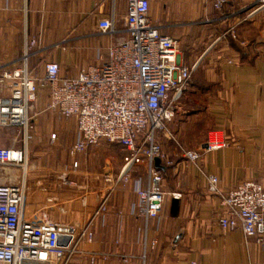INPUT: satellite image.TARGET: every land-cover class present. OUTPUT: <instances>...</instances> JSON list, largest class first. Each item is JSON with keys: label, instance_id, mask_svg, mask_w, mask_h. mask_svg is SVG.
Instances as JSON below:
<instances>
[{"label": "crops", "instance_id": "0c3cea01", "mask_svg": "<svg viewBox=\"0 0 264 264\" xmlns=\"http://www.w3.org/2000/svg\"><path fill=\"white\" fill-rule=\"evenodd\" d=\"M150 1L153 21L162 33L179 40L181 60L195 67L179 117L169 125L178 145L160 137L173 163L159 167L166 192L161 217L139 216L132 186L115 188L123 168L121 147L103 142L97 147L102 154L93 153L94 148L76 159L70 156L77 122L48 110L46 91L34 106L33 132L23 145L29 161L26 204L56 221L75 222L81 237L74 255L95 264H264V244L240 230L219 227L229 209L224 200H253L264 193V56L251 48L241 53L227 37L217 35L236 15L231 7L223 17L202 0ZM258 1L232 2L244 6L237 10L241 13ZM248 12L241 18L244 28L238 38L249 40L248 34H256L263 49L264 6ZM112 15L115 32L101 34L99 20ZM126 16L127 0H0V94H7L11 85L4 74L22 68L25 57L31 71L44 73L45 64L54 62L67 77L99 65L98 50L129 38ZM207 28L216 34L209 44L204 43ZM212 131L226 136L227 148L205 153L198 165L183 158L182 151L203 150ZM54 132L59 133L58 143L50 141ZM4 136L0 131V148L21 147ZM198 137L200 141L192 140ZM39 146H46L43 153L36 150ZM63 146L70 160L56 168L55 148ZM144 173L134 168L127 175ZM210 176L219 180L217 194L208 189Z\"/></svg>", "mask_w": 264, "mask_h": 264}, {"label": "built area", "instance_id": "2783aa9c", "mask_svg": "<svg viewBox=\"0 0 264 264\" xmlns=\"http://www.w3.org/2000/svg\"><path fill=\"white\" fill-rule=\"evenodd\" d=\"M202 1L221 12L231 0ZM261 2L264 6V0ZM150 10V0H127L129 38L98 50L99 65L67 77L54 62L45 64L44 73L31 71L25 57L22 68L4 74L3 78L11 85L7 94H0V128L22 127L25 141L33 129L30 122L34 106L46 91L50 99L48 110L77 122V139L70 149L73 159L103 142L121 147L123 168L115 188L132 186L135 212L147 220L158 219L163 213L166 192L163 172L156 166V160L166 166L173 163L160 137L178 145L169 125L179 114V101L195 70L181 60L179 40L162 33ZM98 23L101 34L115 32L113 15ZM227 34L237 38L234 29ZM56 138L53 135V140ZM228 145L222 132L212 131L203 150H185L182 156L198 165L205 153ZM4 167L20 172V176L12 171L0 176V264H68L81 237L77 224L56 221L44 210L28 208L29 161L25 148H0V172ZM73 167L78 168L77 161ZM134 168L145 173L128 176ZM218 183L216 176L208 178L211 193L219 192ZM253 197V200L241 196L224 200L229 209L220 218L219 227L225 232L240 230L245 237L256 238L262 245L264 193Z\"/></svg>", "mask_w": 264, "mask_h": 264}, {"label": "rangeland", "instance_id": "374dc122", "mask_svg": "<svg viewBox=\"0 0 264 264\" xmlns=\"http://www.w3.org/2000/svg\"><path fill=\"white\" fill-rule=\"evenodd\" d=\"M233 0H231V2H229L230 4V6L227 4L225 7H224V9L221 11V12H217V11H215L214 13L216 14V16H221V15H223V17L225 16H227V11H228V7H231L230 8V10L231 9H233V10H231V11H236V13H234V14H236V15H234L232 18H230L229 20H227L225 23H224V26H223V29H220V28H218V32H217V35H222L223 34V36L224 37H227V39L231 42V44H233V46L234 47H236L237 48V50L239 49V50H244V49H246V50H248V49H250L253 53H257V54H261L262 56H264V48L263 49H261L259 46H258V44H257V37H256V34H248L249 35V40H244V39H241L240 37L238 38V32H239V30L240 29H242V28H244V26H242L244 23H243V20L241 19L242 17H246L247 16V14L249 13L248 11H251V10H253V9H256V8H259V7H261L262 5H263V3L261 2V0H259L255 5H254V7H252V8H250V9H246L244 12L242 11L241 13L240 12H238L241 8H243L244 6H242V7H240V6H238L237 5V2H236V4H233V2H232ZM240 5V4H239ZM233 6H234V8H233ZM236 7V8H235ZM238 10V11H237ZM235 16H240V19H237V20H234L233 18L235 17ZM209 24H211V23H209ZM208 24V25H209ZM231 29H234L235 30V32H236V35H237V38L236 39H234V38H232L231 36H229V37H231L232 38V40L228 37V34H227V32L229 31V30H231ZM204 37H205V44L206 43H211V40H213L214 38H215V36H216V34L215 33H213L212 32V30H210L209 28H207V30H205V32H204ZM240 36V35H239ZM261 43V42H260ZM253 49V50H252ZM245 50V51H246ZM189 88V87H188ZM184 93H186V92H184ZM183 96H184V94H183ZM181 101V100H180ZM179 101V103H181ZM179 117V116H178ZM181 117V116H180ZM182 118V117H181ZM176 124V123H175ZM31 125H33V122H30V126ZM194 126V125H193ZM33 127V126H32ZM0 131H2L4 134H5V139H6V141L7 142H9V143H13L14 141H15V139L16 140H18V145H21V147H19V148H17V149H21V148H23V145H24V141H25V135H24V129L22 128V127H7V128H3V130L0 128ZM12 131H14V134H12L13 132ZM29 132H30V134L33 132V130H29ZM57 134H59L58 132H54V134L53 135H56V137H57ZM53 135L51 136V138H50V141L52 142V141H57V140H53ZM208 138V137H207ZM192 140H197V141H200L201 140V137H198V138H196V139H192ZM204 141H207V139L206 138H204ZM171 143H173L172 141H170ZM57 143H58V141H57ZM105 144V143H104ZM55 146V145H54ZM172 146H175V145H172ZM66 147V146H65ZM64 146L63 147H60V148H55V157H57V158H59V159H57L58 160V163H57V161H55L54 162V166L56 165L57 166V164H60V162H62V161H67V162H69V158H68V154H67V150H66V148H65ZM101 147V146H100ZM45 148H46V146H39V147H37L36 148V150L37 151H39L40 153L42 152L43 153V151L45 150ZM100 150L97 148V149H95V151L93 152V153H99V154H102V151H100ZM55 166V167H56ZM60 166H62V165H60ZM60 166H58V167H60ZM57 168V167H56ZM9 171H12L13 173H16L15 175H17V174H19V172L18 171H14V170H12V168L11 167H4V169H1V172H3V173H5V172H9ZM62 216H64V214H62ZM56 220V219H55ZM80 242V241H79ZM78 244H80V243H78ZM79 246V245H78ZM76 249H78V248H76ZM75 252H76V250H75ZM75 255H73V257L70 259V262L68 263V264H95V260H92V262H91V258H89V257H82V256H80V255H76L75 257H74Z\"/></svg>", "mask_w": 264, "mask_h": 264}, {"label": "water", "instance_id": "95a60500", "mask_svg": "<svg viewBox=\"0 0 264 264\" xmlns=\"http://www.w3.org/2000/svg\"><path fill=\"white\" fill-rule=\"evenodd\" d=\"M156 166L159 168L161 167V161L159 159L156 160Z\"/></svg>", "mask_w": 264, "mask_h": 264}, {"label": "trees", "instance_id": "16d2710c", "mask_svg": "<svg viewBox=\"0 0 264 264\" xmlns=\"http://www.w3.org/2000/svg\"><path fill=\"white\" fill-rule=\"evenodd\" d=\"M244 51H241V53H243ZM192 79H193V77H192Z\"/></svg>", "mask_w": 264, "mask_h": 264}]
</instances>
